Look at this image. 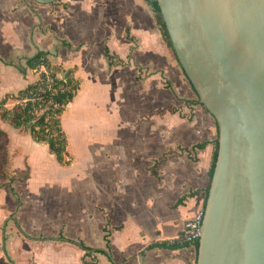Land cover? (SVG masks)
Wrapping results in <instances>:
<instances>
[{
  "label": "crops",
  "instance_id": "1",
  "mask_svg": "<svg viewBox=\"0 0 264 264\" xmlns=\"http://www.w3.org/2000/svg\"><path fill=\"white\" fill-rule=\"evenodd\" d=\"M132 12L128 0H57L52 5L0 0V102L39 79L38 72L18 70L37 52L71 71L79 84L61 118L68 165L56 163L47 146L34 143L28 133L1 120L0 130L8 144L14 139L29 145L24 151L32 160V177L36 167L44 173V184L72 198L80 195V206L90 209L79 214L80 224L93 223L73 241L107 251L112 262L71 246L79 261L196 264L193 246L161 245L179 244L183 223L203 208L216 123L201 106L187 102L192 90L183 81L158 72L141 76L138 56L151 46ZM14 107L9 100L6 108ZM72 141L84 144L82 154L71 151Z\"/></svg>",
  "mask_w": 264,
  "mask_h": 264
},
{
  "label": "water",
  "instance_id": "2",
  "mask_svg": "<svg viewBox=\"0 0 264 264\" xmlns=\"http://www.w3.org/2000/svg\"><path fill=\"white\" fill-rule=\"evenodd\" d=\"M156 3L178 63L218 129L196 264H264V0Z\"/></svg>",
  "mask_w": 264,
  "mask_h": 264
},
{
  "label": "rangeland",
  "instance_id": "3",
  "mask_svg": "<svg viewBox=\"0 0 264 264\" xmlns=\"http://www.w3.org/2000/svg\"><path fill=\"white\" fill-rule=\"evenodd\" d=\"M128 3L134 14L135 25L144 30L145 44L151 46L138 56L141 60V76L147 78L148 74L158 72L174 82L178 79L183 81L190 90L170 49L161 39L151 8L146 5L145 0H128ZM137 46L138 40L135 47L130 48L131 54H134L133 50ZM173 87L174 84H171L172 89ZM190 95L188 103L197 101L193 92ZM72 142L74 145L71 144V151L82 154L84 144ZM24 148L30 147L28 144H18L14 139L6 147L7 153L11 155V174L8 179L0 177V205L5 207L0 212V264H99L98 260L94 261L89 257H82L79 261L73 247L67 244L38 241L57 239L61 230L64 237L76 240L82 233H86L87 226L93 222L89 217L91 221L80 224L79 214L90 213L88 206H80V195L72 198L64 189L44 184L41 180L44 173L36 170V167H33L32 177V166L29 165L32 160L26 155ZM38 154L42 156L40 152ZM48 157L51 159L49 155ZM48 163L52 165L50 161Z\"/></svg>",
  "mask_w": 264,
  "mask_h": 264
},
{
  "label": "trees",
  "instance_id": "4",
  "mask_svg": "<svg viewBox=\"0 0 264 264\" xmlns=\"http://www.w3.org/2000/svg\"><path fill=\"white\" fill-rule=\"evenodd\" d=\"M145 2L146 5L152 10L153 18L155 19V25L162 41L170 49L174 61L177 63L178 67L183 73L172 50L156 0H145ZM47 56L48 55L44 52H37L32 58L25 60V67H19L18 70L22 75H25L26 71L37 73L38 68L41 64H43L50 72V77L53 80L52 84L48 85L47 78L44 75H40L39 79L34 84L27 86L14 96H6L0 102V120L2 123L9 125L14 130H21L28 133L34 143L46 145L49 154L53 156L56 163H58L60 166H66L68 165V140L62 129L61 118L65 109L76 97L79 84L72 76L73 74L71 71H64L60 67L50 64ZM61 74L65 75L64 80L60 78ZM188 84L192 92L195 94L189 82ZM167 85L170 87L169 83H167ZM9 100L15 102V107L12 110H8L6 108V104ZM192 103L201 106L198 98L197 101ZM201 107L207 114H209L203 106ZM216 130L217 138L214 143V149L211 158V165L208 174L209 185L206 191L205 199L203 201V209L205 207L218 153L217 125ZM7 144L8 137L0 130V176H2L4 179H8L10 177L8 153L6 150ZM10 191L13 192L12 190ZM16 228L19 229L17 225ZM38 241L67 244L85 252V256L102 255L112 262L111 256L107 251L90 248L86 246L83 241H73L66 239L61 233L57 239H39ZM186 246H193L197 256L198 242H195L192 245H180L177 243L161 245V247L164 249H177Z\"/></svg>",
  "mask_w": 264,
  "mask_h": 264
},
{
  "label": "built area",
  "instance_id": "5",
  "mask_svg": "<svg viewBox=\"0 0 264 264\" xmlns=\"http://www.w3.org/2000/svg\"><path fill=\"white\" fill-rule=\"evenodd\" d=\"M39 75H44L47 78L48 85L52 84L53 80L50 77L49 70L45 65L41 64L38 68ZM204 209L200 210L192 219L183 223L182 234L178 238L180 245H192L198 242L201 235V226L203 221Z\"/></svg>",
  "mask_w": 264,
  "mask_h": 264
}]
</instances>
